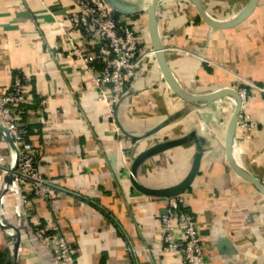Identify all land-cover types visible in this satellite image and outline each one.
<instances>
[{
	"label": "crops",
	"instance_id": "obj_1",
	"mask_svg": "<svg viewBox=\"0 0 264 264\" xmlns=\"http://www.w3.org/2000/svg\"><path fill=\"white\" fill-rule=\"evenodd\" d=\"M121 1L137 9L132 18L147 28L146 48H152L146 12L152 0ZM248 1L202 0L222 21L235 18ZM71 5V0H0V96L15 71L26 77L32 105L25 107L24 122L39 150V170L53 187L51 199L31 201L26 223L17 220L20 193L5 195L0 250L10 253L13 264H55L31 232L36 224L63 236L77 264H186L160 251L159 217L168 199L136 189L130 172L144 151L188 138L145 158L136 170L138 182L148 189L174 186L201 153L199 173L184 196L201 230L204 264H264V195L233 171L225 153L234 100L184 102L168 86L156 56L149 55L116 107L117 121L130 135L120 137L94 76L72 53L68 36L78 35L67 19ZM157 18L168 63L183 87L196 93L222 87L253 92L243 113L257 124L252 130L237 126L233 154L264 183V0L244 22L227 29L208 25L188 0H162ZM14 155L0 129V193Z\"/></svg>",
	"mask_w": 264,
	"mask_h": 264
},
{
	"label": "built area",
	"instance_id": "obj_2",
	"mask_svg": "<svg viewBox=\"0 0 264 264\" xmlns=\"http://www.w3.org/2000/svg\"><path fill=\"white\" fill-rule=\"evenodd\" d=\"M67 12L70 30L78 37L68 36L64 22L56 19L71 42L72 53L84 62V72L94 76L99 99L109 104V118L122 138L128 137L117 121V105L126 93L144 58L155 55L153 48H146L147 28L136 23L131 15L119 13L105 0H71ZM119 13L120 16H116ZM69 30V29H68ZM70 31V32H71ZM28 81L15 75L7 92L0 96V124L13 139L16 151L6 175L15 166L13 181L0 193V203L8 193H20L23 210L18 212L19 222H28L33 199H51L53 187L39 170L38 148L25 129L24 110L32 103L27 94ZM242 96V110L238 125L252 130L257 122L244 109L249 105L253 92L247 87L237 88ZM109 91V94L107 93ZM132 176V171L130 172ZM168 206L160 215L162 231L160 251L181 257L186 264H204L205 244L201 230L191 216L184 194L167 198ZM31 232L43 247L48 249L55 264H77L75 255L66 239L59 233L49 234L40 225H30Z\"/></svg>",
	"mask_w": 264,
	"mask_h": 264
},
{
	"label": "water",
	"instance_id": "obj_3",
	"mask_svg": "<svg viewBox=\"0 0 264 264\" xmlns=\"http://www.w3.org/2000/svg\"><path fill=\"white\" fill-rule=\"evenodd\" d=\"M107 3H109L112 7H114L119 13L125 14V15H133L137 12V9L129 5L121 0H105ZM162 0H152L151 4L147 8V17H148V32L151 39V44L153 51L155 52L156 59L158 61L159 67L161 68V71L163 73V76L170 87V89L184 102L189 104H209L217 100H221L226 97H230L234 100V108L231 114V117L229 119L227 129H226V136H225V153L226 158L229 162V165L233 169V171L241 176L243 179L250 182L261 194L264 195V183L261 182L253 173L242 167L237 160L235 159V156L233 154V146L235 142V136L237 131V125L239 116L242 110V96L239 93V91L232 87H222L210 92L205 93H196L189 91L185 87H183L180 82L175 77L169 63L167 60V56L165 53V49L162 44L161 39V33L159 30L158 25V18H157V8L159 3ZM190 1L195 8L197 9L199 15L201 18L210 26L215 28H222L227 29L231 27H235L242 22H244L256 9L257 5L259 4L260 0H249L248 3L245 5V7L240 11V13L233 19L222 21L219 19H216L212 17L206 10L202 0H188ZM0 129L4 131L6 134L7 139L12 143L15 151L16 147L14 144L13 139L10 137L7 129L0 124ZM156 130V129H155ZM152 131L148 134H152ZM128 136H130L128 133H126ZM145 137V136H142ZM142 137H137V139H140ZM133 138V137H132ZM135 139V137H134ZM188 140V138L185 139H179V140H173V141H166L160 144L155 145L154 147L144 151L141 153L135 160L134 165L132 166V176L131 180L136 189L139 191H142L143 193H147L149 195L158 196V197H165V198H171L178 195L184 194L193 184L196 176L199 173V169L201 166V153L197 155L195 158L193 167L189 174L186 176L184 180H182L180 183L165 188V189H148L144 186H142L137 178V167L139 164L147 157L157 154L161 151L167 150L169 148L175 147L177 145H180L181 143ZM16 166L9 171V173L5 176V183L6 187H8L10 184H12L13 181V173L15 171ZM20 241L18 240L15 243L14 247V254L17 256V251L19 248Z\"/></svg>",
	"mask_w": 264,
	"mask_h": 264
},
{
	"label": "trees",
	"instance_id": "obj_4",
	"mask_svg": "<svg viewBox=\"0 0 264 264\" xmlns=\"http://www.w3.org/2000/svg\"><path fill=\"white\" fill-rule=\"evenodd\" d=\"M116 16H120L119 13H116ZM135 15H133L132 17H134ZM15 75H19L21 77H23L26 81V77L21 73V72H18V71H15L14 72V76ZM32 105V104H31ZM35 106V105H34ZM33 106V107H34ZM36 107V106H35ZM28 108V107H27ZM24 120V119H23ZM25 129L27 130V133L28 135L30 134V129L25 125ZM49 233V232H48ZM0 264H13L12 260H11V257H10V253L7 252V251H3V250H0Z\"/></svg>",
	"mask_w": 264,
	"mask_h": 264
}]
</instances>
